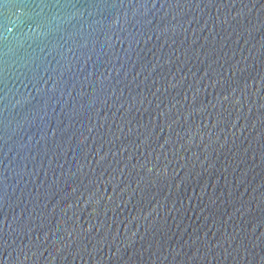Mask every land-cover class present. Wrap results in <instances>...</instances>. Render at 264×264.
I'll return each mask as SVG.
<instances>
[{"label": "water", "instance_id": "1", "mask_svg": "<svg viewBox=\"0 0 264 264\" xmlns=\"http://www.w3.org/2000/svg\"><path fill=\"white\" fill-rule=\"evenodd\" d=\"M0 264H264V0H0Z\"/></svg>", "mask_w": 264, "mask_h": 264}]
</instances>
